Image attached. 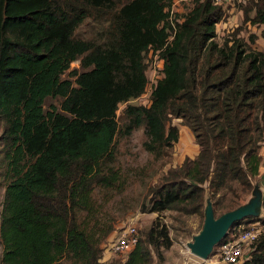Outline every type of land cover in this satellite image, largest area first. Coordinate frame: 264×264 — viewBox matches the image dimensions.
Instances as JSON below:
<instances>
[{"label":"trees","instance_id":"16d2710c","mask_svg":"<svg viewBox=\"0 0 264 264\" xmlns=\"http://www.w3.org/2000/svg\"><path fill=\"white\" fill-rule=\"evenodd\" d=\"M171 1L0 0L1 264H102L100 244L113 225L84 223L93 186L118 177L103 160L112 157L121 102L128 128L145 125L149 148L178 139L174 118L198 146L150 188L151 210L202 214L208 197L215 212L226 191L252 192L264 141V49L235 33L218 42L225 13L213 0L173 20ZM108 12L103 43L75 36L86 17ZM242 12L264 38V0ZM150 48L160 50L162 76L150 102L134 104ZM76 59L81 70L63 77ZM47 97H60L58 106L45 109ZM170 244L165 224L153 223L117 263L151 264ZM252 247L239 264H264V233Z\"/></svg>","mask_w":264,"mask_h":264},{"label":"rangeland","instance_id":"374dc122","mask_svg":"<svg viewBox=\"0 0 264 264\" xmlns=\"http://www.w3.org/2000/svg\"><path fill=\"white\" fill-rule=\"evenodd\" d=\"M196 1L172 0L168 9L172 20L174 18L181 19ZM248 1L220 0L218 2L222 6L225 15L216 24L215 39L222 42L224 38H231V35L235 33V37L246 41L253 48L263 50L264 38L261 36L263 26L242 21V8ZM118 4L117 1L115 7ZM252 13L253 10L250 11V14ZM109 16L110 13L108 12L86 17L75 28V36L92 40L95 43H103L105 41L104 30L108 26ZM74 68L81 70L78 59L70 63L69 68L62 76L71 77L70 71ZM60 99V97H47L44 108L46 109L49 104L58 106ZM144 101L145 98L139 97L131 102L143 104ZM125 105L126 102L119 103L116 110L118 132L114 139L112 157L103 160L105 167L108 166L117 171V180L112 186L104 187L98 184L93 186L94 208L92 212L88 213L84 223L88 229L95 220L102 222L105 226L113 225L112 231L100 244L102 247V257L100 259L102 264H118L117 261L122 260L124 257V253L111 250L109 242L114 238L115 231L128 223H135L139 235L153 223L165 224L171 244L168 247L161 246L162 258L158 259L154 255L151 264H227L215 255V246L206 258L195 255L187 246V242L192 240V236L201 228L203 213L185 214L174 209L158 212L151 210L150 207V188L160 180L165 170L171 165L178 164L185 154L195 155L187 141V137H189L191 143H195L193 134L187 127L180 125V119L174 118L172 122L177 125L178 139L170 147L155 146L149 148L147 146L149 137L145 125L128 128L129 120L123 115ZM185 128L189 131H186ZM3 194L4 186L0 181V218ZM250 196L251 192L233 196L231 192L226 191L222 202L216 205L215 215L246 202ZM207 199L209 198L207 197ZM260 214L262 215L259 218H264V207H261ZM241 223L246 228L258 227L261 233H264V224L261 219L245 218ZM1 249L0 242V264Z\"/></svg>","mask_w":264,"mask_h":264},{"label":"built area","instance_id":"2783aa9c","mask_svg":"<svg viewBox=\"0 0 264 264\" xmlns=\"http://www.w3.org/2000/svg\"><path fill=\"white\" fill-rule=\"evenodd\" d=\"M213 1L214 3L220 2V0ZM169 36H172V34ZM171 38H168L167 41ZM159 51V49L150 48L144 58L146 84L142 94L135 98V100L139 97L145 98L143 104L150 102L151 92L162 76L163 58L160 56ZM260 233L261 230L258 227L246 228L242 223L236 224L232 232H229L223 241H220L214 247L215 255L227 264L240 263L249 256L253 248L252 242ZM138 237L135 223H128L115 231L114 238L109 242V248L115 251L127 252L137 243Z\"/></svg>","mask_w":264,"mask_h":264},{"label":"water","instance_id":"95a60500","mask_svg":"<svg viewBox=\"0 0 264 264\" xmlns=\"http://www.w3.org/2000/svg\"><path fill=\"white\" fill-rule=\"evenodd\" d=\"M264 196L255 186L248 200L232 209L215 215L213 205L209 199L203 209V222L201 228L187 242L189 250L195 255L206 258L222 238L227 234L229 227L247 216H257L262 206Z\"/></svg>","mask_w":264,"mask_h":264},{"label":"crops","instance_id":"0c3cea01","mask_svg":"<svg viewBox=\"0 0 264 264\" xmlns=\"http://www.w3.org/2000/svg\"><path fill=\"white\" fill-rule=\"evenodd\" d=\"M235 17H236V14H235ZM185 129H186V131L188 130L187 128H185ZM186 137H187V135L185 136V138ZM187 141L189 142V146L192 147L193 153L196 155V153L198 151L197 144L191 143V141L189 140V137H187ZM259 154L261 155V160H260V164H259L258 174L256 175V177L254 179V182H255V186H257V188H259L261 190L262 196H264V141L260 145ZM195 155H190V156L193 157ZM261 207H263V206H261ZM261 207H260V210H259V214L257 216H255L256 218L260 217L262 215V214H260L261 213ZM256 222H258V221H256Z\"/></svg>","mask_w":264,"mask_h":264}]
</instances>
